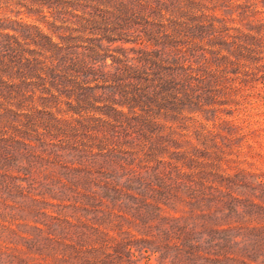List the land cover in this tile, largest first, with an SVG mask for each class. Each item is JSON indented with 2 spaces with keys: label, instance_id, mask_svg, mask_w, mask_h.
I'll return each mask as SVG.
<instances>
[{
  "label": "trees",
  "instance_id": "16d2710c",
  "mask_svg": "<svg viewBox=\"0 0 264 264\" xmlns=\"http://www.w3.org/2000/svg\"><path fill=\"white\" fill-rule=\"evenodd\" d=\"M262 45L264 0H0V264H262Z\"/></svg>",
  "mask_w": 264,
  "mask_h": 264
},
{
  "label": "rangeland",
  "instance_id": "374dc122",
  "mask_svg": "<svg viewBox=\"0 0 264 264\" xmlns=\"http://www.w3.org/2000/svg\"><path fill=\"white\" fill-rule=\"evenodd\" d=\"M25 19L32 18L24 16ZM262 45V64H264V53ZM260 84V83H259ZM258 84V86H260ZM248 95L242 98L238 108L230 113H222L221 116L233 120L243 126L245 138L240 144V152L245 161L243 165H250L251 168L264 171V65L262 66V97L256 95V88L248 89ZM202 117V116H200ZM205 121V120H204ZM209 123L211 120L208 121ZM264 221L262 212V223ZM261 249V248H260ZM260 252L262 253L260 255ZM253 257L264 264V240L262 239V251L256 250ZM146 258L141 259V264H160L157 253H152L147 262Z\"/></svg>",
  "mask_w": 264,
  "mask_h": 264
}]
</instances>
